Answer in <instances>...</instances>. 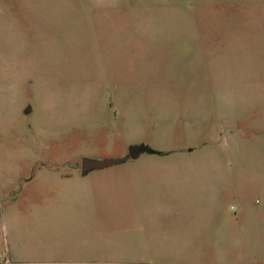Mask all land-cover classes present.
Returning <instances> with one entry per match:
<instances>
[{"label": "rangeland", "instance_id": "rangeland-1", "mask_svg": "<svg viewBox=\"0 0 264 264\" xmlns=\"http://www.w3.org/2000/svg\"><path fill=\"white\" fill-rule=\"evenodd\" d=\"M0 264H264V0H0Z\"/></svg>", "mask_w": 264, "mask_h": 264}, {"label": "water", "instance_id": "water-1", "mask_svg": "<svg viewBox=\"0 0 264 264\" xmlns=\"http://www.w3.org/2000/svg\"><path fill=\"white\" fill-rule=\"evenodd\" d=\"M146 151H148V149L144 146L133 147L129 150V157H133L134 155H139ZM127 159L128 157L120 160H103V161H91V160L83 159L81 164V173L82 175H86L87 173L93 170H100V169L108 168L114 164H121Z\"/></svg>", "mask_w": 264, "mask_h": 264}, {"label": "crops", "instance_id": "crops-1", "mask_svg": "<svg viewBox=\"0 0 264 264\" xmlns=\"http://www.w3.org/2000/svg\"><path fill=\"white\" fill-rule=\"evenodd\" d=\"M27 3H29V2H27ZM24 9L28 10V7H27V6H26V7L24 6ZM84 13H85V11H82V12H81V14H83V15H82V16H83V19H84ZM32 14H33V13H31V15H32ZM139 155H140V154H139Z\"/></svg>", "mask_w": 264, "mask_h": 264}, {"label": "flooded vegetation", "instance_id": "flooded-vegetation-1", "mask_svg": "<svg viewBox=\"0 0 264 264\" xmlns=\"http://www.w3.org/2000/svg\"><path fill=\"white\" fill-rule=\"evenodd\" d=\"M136 156H138V155H134L133 157H136ZM88 174V173H87Z\"/></svg>", "mask_w": 264, "mask_h": 264}]
</instances>
